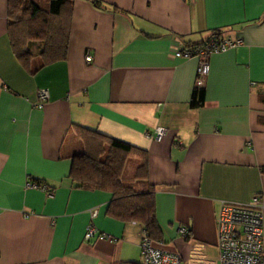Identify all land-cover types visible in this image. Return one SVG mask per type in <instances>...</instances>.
<instances>
[{
	"label": "crops",
	"instance_id": "1",
	"mask_svg": "<svg viewBox=\"0 0 264 264\" xmlns=\"http://www.w3.org/2000/svg\"><path fill=\"white\" fill-rule=\"evenodd\" d=\"M6 4L0 0V264H139L142 227L106 213L108 192L67 178L72 157L84 152L73 126L143 153L155 248L182 264L214 262L219 203L253 196L262 202L264 245V0H69L65 58L32 74L10 52ZM214 34L242 45L208 57L202 103L190 108L197 63L173 53ZM37 65L35 57L29 68ZM40 89L48 100L38 108ZM155 128L164 135L147 138ZM138 163L125 161L122 182ZM31 179L52 196L26 188ZM89 224L109 240L84 241Z\"/></svg>",
	"mask_w": 264,
	"mask_h": 264
},
{
	"label": "trees",
	"instance_id": "2",
	"mask_svg": "<svg viewBox=\"0 0 264 264\" xmlns=\"http://www.w3.org/2000/svg\"><path fill=\"white\" fill-rule=\"evenodd\" d=\"M69 0H47L41 9L34 0H7L6 37L11 54L29 74L65 58L67 45ZM95 7L100 4L92 2ZM214 34L210 37H220ZM187 45L186 48L195 46ZM38 59L35 70L29 68L34 57ZM202 103L201 87L193 90L189 107L197 108ZM73 131L82 140L84 152L73 156L67 178L76 188H94L108 192L111 199L106 213L122 222H134L142 227L150 240L156 239L159 227L153 210V187L146 181L145 157L142 152L124 143L73 126ZM137 158L133 178L121 181L124 163ZM29 182V181H27ZM37 186L43 181L31 179ZM123 264V263H121ZM132 264V263H125ZM140 264V262H139Z\"/></svg>",
	"mask_w": 264,
	"mask_h": 264
},
{
	"label": "built area",
	"instance_id": "3",
	"mask_svg": "<svg viewBox=\"0 0 264 264\" xmlns=\"http://www.w3.org/2000/svg\"><path fill=\"white\" fill-rule=\"evenodd\" d=\"M242 45L241 39L231 38L228 35L210 37L198 45L175 50L173 57L181 59H194L197 63L195 87H202L208 67V57L213 54L224 53ZM85 62L90 57L84 58ZM36 107L41 108L48 100L45 89L37 91ZM165 133L162 128H155L152 134L146 137L153 140L160 139ZM26 188L39 190L46 197H51L52 192L44 185L37 186L32 182L25 183ZM262 202L258 196H253L246 204H230L220 202L215 218L216 228V258L207 264H264V245L261 241ZM93 213L91 217H93ZM182 238L187 236L185 228L177 229ZM94 237L107 239L98 233L92 225H87L84 230L83 240L90 241ZM140 264H182L176 253L166 252L155 248L147 234L141 231L138 243Z\"/></svg>",
	"mask_w": 264,
	"mask_h": 264
},
{
	"label": "rangeland",
	"instance_id": "4",
	"mask_svg": "<svg viewBox=\"0 0 264 264\" xmlns=\"http://www.w3.org/2000/svg\"><path fill=\"white\" fill-rule=\"evenodd\" d=\"M35 3L41 8V9H44L46 7V4H47V0H34ZM36 57V56H35ZM34 57V58H35ZM36 60L38 62V59L36 57ZM132 162V161H131ZM125 170H127V166H125Z\"/></svg>",
	"mask_w": 264,
	"mask_h": 264
}]
</instances>
